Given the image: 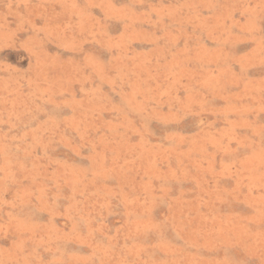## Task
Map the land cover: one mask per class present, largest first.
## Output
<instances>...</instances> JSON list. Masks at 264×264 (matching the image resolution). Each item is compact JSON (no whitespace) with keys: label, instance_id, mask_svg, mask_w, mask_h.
Masks as SVG:
<instances>
[{"label":"rangeland","instance_id":"1","mask_svg":"<svg viewBox=\"0 0 264 264\" xmlns=\"http://www.w3.org/2000/svg\"><path fill=\"white\" fill-rule=\"evenodd\" d=\"M0 264H264V0H0Z\"/></svg>","mask_w":264,"mask_h":264}]
</instances>
